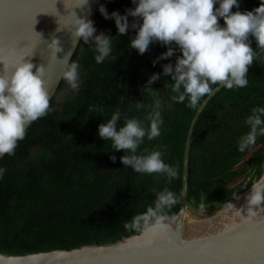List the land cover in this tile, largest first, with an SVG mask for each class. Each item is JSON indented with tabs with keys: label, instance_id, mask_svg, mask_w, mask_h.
<instances>
[{
	"label": "trees",
	"instance_id": "16d2710c",
	"mask_svg": "<svg viewBox=\"0 0 264 264\" xmlns=\"http://www.w3.org/2000/svg\"><path fill=\"white\" fill-rule=\"evenodd\" d=\"M260 3L238 0L239 7L232 11H252ZM100 5L109 14L115 11L126 15V10L136 4L133 0H101L90 19L96 29L94 35L103 32L113 37V53L98 64L93 41L80 39L72 55V60L80 64V91H71L60 79L50 99L53 110L28 127L14 155L0 157V168L7 169L0 178L2 252L68 249L113 242L137 233L126 230L124 223L154 206L157 193L165 188L179 197V203L166 210L167 214L180 207L183 147L196 109L188 108L187 101L170 99L175 95L170 88L174 81L163 75V65H175L181 55L179 47L173 43V56L157 60L169 45L153 41L144 54H139L129 44L137 30L129 27L126 34H118L115 20L105 19ZM218 19L223 27V18ZM128 21L129 25L142 22L131 16ZM248 40L255 50V37L249 35ZM154 73L161 74L150 85L162 103L161 135L153 140L145 138L137 154L161 151L164 162L179 173L171 183L163 174L136 173L131 166L123 165L120 157L127 153L111 149V141L98 135V126L117 110L121 112L117 130L126 118L142 120L148 126L146 117L156 97L142 90ZM247 78L246 88L222 87L193 124L187 172L188 213L219 209L264 173V136L244 152L237 147L240 136L249 131L245 121L252 109L264 107V62L254 60ZM138 103L143 107L137 108ZM90 107L99 111L89 113Z\"/></svg>",
	"mask_w": 264,
	"mask_h": 264
},
{
	"label": "clouds",
	"instance_id": "9594fccd",
	"mask_svg": "<svg viewBox=\"0 0 264 264\" xmlns=\"http://www.w3.org/2000/svg\"><path fill=\"white\" fill-rule=\"evenodd\" d=\"M134 8L126 10V15L117 12L109 14L104 5L99 6L100 13L105 19L113 18L118 34H126L129 27L136 29V35L130 40L131 48L144 54L153 41L169 45L167 51L161 53L157 60L167 59L174 54L170 47L173 43L179 47L181 53L176 58L175 65H163V75L170 76L171 92L175 93L170 99L177 103L187 101V107L197 109L205 97L213 92V85L225 89L246 88L248 86V70L254 60L264 62V0L252 11L233 12V7H239L238 0H133ZM87 4L81 0L76 6ZM219 5L216 7V5ZM75 17L72 26V49L59 60L61 64L60 78L73 92H79L82 84L80 64L72 60L79 40L88 43L91 39L96 47V63H102L113 53V37L103 32L94 35L96 29L89 19ZM128 16L139 17L141 23L135 21L129 25ZM218 18H223L224 26ZM36 23V21H35ZM34 23V24H35ZM60 27L57 28V31ZM35 32V31H34ZM37 33V32H36ZM41 39V34L37 33ZM249 35L255 37L257 47L254 50L249 43ZM44 42V41H42ZM56 59V53L62 49L60 42L52 38L46 42ZM257 49L260 51L258 52ZM57 60V59H56ZM157 61H153L155 65ZM33 68L35 71L33 72ZM161 74H152L143 91L156 97L154 107L144 121L126 118L123 126L117 130V122L121 120L119 110L113 112L111 118L98 126V135L104 140L111 141V149L123 150L120 161L125 166H131L136 173L163 174L169 183L179 176L175 166H171L162 159L163 153L153 150L147 155H138L137 151L144 139L153 140L161 135L162 103L155 89L150 85L160 79ZM46 77V66L34 65L24 60L11 67V71L0 74V157L12 156L22 141L28 127L38 119L48 115L53 109L50 105V93ZM137 108L143 107L137 104ZM89 113L99 110L90 107ZM245 123L249 131L240 136L237 147L244 152L253 146L259 136H264V107L252 109V114ZM113 161L115 156L110 157ZM7 171L0 168V178ZM179 203L176 193L165 188L157 193L154 206H149L146 212L132 217L124 223L126 230H161L167 225V211ZM264 181L251 185V192L247 197V218L264 212ZM203 208V205L201 206ZM227 208L233 209L228 202ZM167 210V211H166ZM235 211V210H234ZM240 215V210L236 211ZM245 218V216H241Z\"/></svg>",
	"mask_w": 264,
	"mask_h": 264
},
{
	"label": "water",
	"instance_id": "95a60500",
	"mask_svg": "<svg viewBox=\"0 0 264 264\" xmlns=\"http://www.w3.org/2000/svg\"><path fill=\"white\" fill-rule=\"evenodd\" d=\"M100 1L87 0V4L76 6L81 0H0V74L5 70L10 72L22 57L34 65L43 64L52 97L61 79L59 60L72 49L71 24L75 20L72 12L90 20ZM52 38L59 40L62 49L56 53L57 60L46 46ZM221 88L213 87L211 95L201 102L202 109ZM201 111L195 110L187 129L180 207L177 212L167 214L165 229L141 230L113 242L68 249L23 254L0 251V264H264V212L246 217L251 186L215 213L196 216L186 211L189 149L194 138L193 124ZM259 181H264V173ZM228 202L233 204V209L227 208ZM238 210L245 218L236 214Z\"/></svg>",
	"mask_w": 264,
	"mask_h": 264
},
{
	"label": "rangeland",
	"instance_id": "374dc122",
	"mask_svg": "<svg viewBox=\"0 0 264 264\" xmlns=\"http://www.w3.org/2000/svg\"><path fill=\"white\" fill-rule=\"evenodd\" d=\"M218 210V209H217ZM217 210H215V211H211V212H209V211H200V212H196V211H194V213H192L193 215H196V216H200V215H206V214H212V213H215Z\"/></svg>",
	"mask_w": 264,
	"mask_h": 264
}]
</instances>
